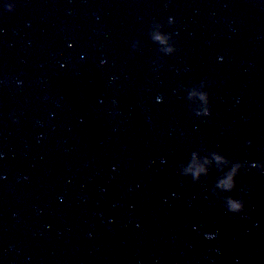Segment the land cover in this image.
<instances>
[{"label":"water","instance_id":"water-1","mask_svg":"<svg viewBox=\"0 0 264 264\" xmlns=\"http://www.w3.org/2000/svg\"><path fill=\"white\" fill-rule=\"evenodd\" d=\"M201 81L208 117L187 99ZM197 150L249 166L221 194L243 213L213 194L215 167L182 175ZM253 163L264 0H0V264H264Z\"/></svg>","mask_w":264,"mask_h":264},{"label":"clouds","instance_id":"clouds-1","mask_svg":"<svg viewBox=\"0 0 264 264\" xmlns=\"http://www.w3.org/2000/svg\"><path fill=\"white\" fill-rule=\"evenodd\" d=\"M6 8L8 11H15L14 4L9 3L6 5ZM174 23V18L169 17L168 24L172 25ZM163 28L164 25L161 22L154 20L149 31V37L154 43L159 45L160 53L171 55L177 52L178 48L175 46L173 35L164 32ZM140 43V41L134 42L132 45L133 49L139 50ZM211 83V81H201L188 91L187 99L191 102L189 107L197 117H208L211 115L210 93L205 90ZM16 122L18 123L19 121L17 120ZM251 143L252 141H248L249 145H251ZM213 167L220 172V176L212 187L213 194L223 201L224 207L228 212L233 214L243 213L246 204L243 199H237L232 196H222L221 194L231 193L236 190V177L240 174L242 169L245 172L249 170V166H246V162L232 161L215 151L208 152L207 155H201L200 151L197 150L191 153L187 164H180L182 175L190 176L193 182L196 183H199L202 177L206 181ZM250 167L258 168L264 172V163H253Z\"/></svg>","mask_w":264,"mask_h":264}]
</instances>
